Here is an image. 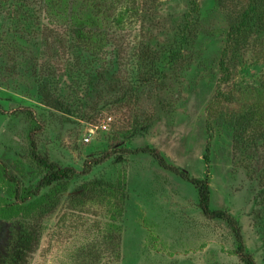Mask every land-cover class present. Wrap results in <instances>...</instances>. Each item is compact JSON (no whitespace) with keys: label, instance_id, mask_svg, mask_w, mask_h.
I'll return each instance as SVG.
<instances>
[{"label":"rangeland","instance_id":"374dc122","mask_svg":"<svg viewBox=\"0 0 264 264\" xmlns=\"http://www.w3.org/2000/svg\"><path fill=\"white\" fill-rule=\"evenodd\" d=\"M137 2L123 31L92 27L104 36L94 57L78 42L86 30L49 23L43 0H0V264H242L226 223L206 219L196 189L147 154L117 153L12 208L1 166L36 184L31 135L77 172L124 148H155L194 178L207 163L210 209L232 215L264 264V139L247 120L264 105V28L237 38L264 19V0ZM152 66L161 78L144 85Z\"/></svg>","mask_w":264,"mask_h":264},{"label":"trees","instance_id":"16d2710c","mask_svg":"<svg viewBox=\"0 0 264 264\" xmlns=\"http://www.w3.org/2000/svg\"><path fill=\"white\" fill-rule=\"evenodd\" d=\"M120 1V6H115L113 3H109L106 0H43V7L47 20L49 21V23H54V26L58 28H68L70 30H76V28L85 29V33L78 39V42L83 45L85 50L90 49L92 52V56L95 57V54H98L99 51L101 52V42H103L104 36H101L98 31L92 30V27L94 25L100 27L102 24L106 23L110 28L114 30L123 31L126 28V17H133L137 21L138 19L136 18V16L139 17L140 13L143 10L140 8L141 6H143V4L141 2L140 6L137 2L138 0ZM104 2H107L108 4L105 5ZM121 7L124 9H122ZM256 15L257 16L254 17L255 22L253 23V25L245 26L244 29L239 32L237 38L245 37V35L251 30L256 29L257 31H259L264 28V19H262L263 17L258 16V14ZM233 32L234 29H231L229 32V38L231 37ZM63 35L64 34L56 33L54 36L58 41H63L65 43V46L62 44V47L64 49L66 48L67 41H64L66 37H63ZM94 46L97 47L95 48ZM94 49L95 51H93ZM140 57H146V61H149L151 64H155V53L152 51H142L140 53ZM160 72V67L157 66L156 69H153L152 66L151 68L147 69V72L144 74L150 79L145 78L141 82L145 85L155 78H161L158 77L160 76ZM253 107L256 109V111L253 109L251 111L255 116L253 115L252 120H249L248 118L247 120L252 125L251 130L263 134L264 139V105H258L255 103ZM234 121L235 119L229 118L226 119V121L223 123H226L228 126L230 123H232V125H235ZM242 127H244L243 124ZM29 138V158L33 162L35 167L42 170L43 173L32 188L25 189L20 185L19 181L14 176L8 173L7 168L4 165L1 166L3 177L14 187V197L16 199V203L12 205V208L17 207L19 203L21 205L26 204L39 197L40 192L44 189H51L54 186L58 187L60 184H64L72 180L77 175L89 174L93 166H98L104 163L107 159L116 155L117 153L127 155L147 154L155 161L159 168L170 172L171 174L180 178L182 181L189 183L196 189L198 197L197 207L199 208L202 215L208 220H222L230 229L235 243L233 255H236L242 264H256L250 253H248L245 249L243 235L237 221L227 211L212 210L209 207L210 188L207 163H205L206 168L204 177L194 178L184 170H181L178 167L169 164L161 154V152L155 148H124L117 151L114 150L111 152H106L102 156L97 158H90L89 161L84 162L83 169L80 172H77V170L73 167L61 166L58 163L51 161L46 155L41 154L37 150V145L35 143V138L33 137V135L29 136ZM208 154L209 143H207L205 148L204 158L206 160H208Z\"/></svg>","mask_w":264,"mask_h":264},{"label":"built area","instance_id":"2783aa9c","mask_svg":"<svg viewBox=\"0 0 264 264\" xmlns=\"http://www.w3.org/2000/svg\"><path fill=\"white\" fill-rule=\"evenodd\" d=\"M107 121H109V120H107ZM106 127H107V123L105 122L102 124V128L105 129ZM83 140H84V142H89L90 139H89V137H85Z\"/></svg>","mask_w":264,"mask_h":264}]
</instances>
